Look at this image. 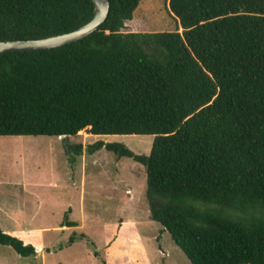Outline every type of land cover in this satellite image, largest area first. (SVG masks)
<instances>
[{
  "label": "trees",
  "instance_id": "16d2710c",
  "mask_svg": "<svg viewBox=\"0 0 264 264\" xmlns=\"http://www.w3.org/2000/svg\"><path fill=\"white\" fill-rule=\"evenodd\" d=\"M108 1L83 40L0 54V137L152 136L149 156L89 149L145 168L150 219L190 264H264V0H169L182 34L122 33L142 0ZM93 14L90 0H0V42ZM0 245L35 255L1 229Z\"/></svg>",
  "mask_w": 264,
  "mask_h": 264
},
{
  "label": "rangeland",
  "instance_id": "374dc122",
  "mask_svg": "<svg viewBox=\"0 0 264 264\" xmlns=\"http://www.w3.org/2000/svg\"><path fill=\"white\" fill-rule=\"evenodd\" d=\"M168 6L169 0H142L132 22H126L121 32L160 33L178 29L182 34ZM153 140L152 136H92L87 131L66 140L0 137V229L19 236L34 250L41 251V240L52 250L51 255L45 252L47 257L43 261L41 253L25 258L0 245V264H122V260L113 258L106 261L105 241L96 232L99 226H111L108 233L115 234L120 223L134 226L131 232L142 240L147 254L154 258L153 264H190L170 234L150 219L145 168L105 149H89L97 142L116 143L136 155L149 156ZM79 145L82 150L77 155L74 147ZM134 172L142 176L138 177L137 199L131 201L125 190L127 179ZM21 182L28 188L15 189L13 185ZM117 191L119 195L108 197L110 192ZM70 221L83 222L85 229L69 234L58 229ZM43 228L50 230L41 231ZM72 237L74 244L70 242Z\"/></svg>",
  "mask_w": 264,
  "mask_h": 264
},
{
  "label": "crops",
  "instance_id": "0c3cea01",
  "mask_svg": "<svg viewBox=\"0 0 264 264\" xmlns=\"http://www.w3.org/2000/svg\"><path fill=\"white\" fill-rule=\"evenodd\" d=\"M132 20L129 22H132ZM126 24L127 23H125V26ZM139 176H142V174H140L139 172H134V174L131 175V178L127 179L128 181L126 183L127 187H126L125 193L126 195L130 196L129 199L131 201H135L137 199V191L139 189V182H138ZM13 186L15 189H19L20 187H24V186L26 189L28 188V185L24 182H21L20 185L14 184ZM110 186H111V190L115 189L114 184H111ZM145 192H146V189H145ZM117 195H119L118 191L114 193L110 192V195L108 194V197L113 198V196H117ZM120 224H121L120 226H117L115 234L108 233L109 228L111 226H99L100 228L96 229V232L99 238L105 241L104 250H105V253L108 255V257H106V261L109 262V258L110 259L113 258L115 260H120V261L122 260L121 261L122 264H153L154 258L151 255L147 254L146 247L143 246L142 240H139V237L137 234L131 232V227L133 228L134 226H122V223ZM58 229L61 232L63 230L65 231L64 233L69 234L70 232L83 231L85 229V226L83 225V222L77 223V221H70L64 226H60V228ZM48 230L50 229L49 228L41 229V231H48ZM16 238L20 239L23 242V240L19 236H16ZM40 246H41L40 247L41 251L39 252L38 250L35 249V255L37 256L41 253V259L45 261L47 254L51 255L52 253V250L50 249L51 246H46L43 240H41ZM94 248L96 249L95 246ZM45 252H48V253L45 254ZM125 259L127 260L125 261Z\"/></svg>",
  "mask_w": 264,
  "mask_h": 264
},
{
  "label": "water",
  "instance_id": "95a60500",
  "mask_svg": "<svg viewBox=\"0 0 264 264\" xmlns=\"http://www.w3.org/2000/svg\"><path fill=\"white\" fill-rule=\"evenodd\" d=\"M94 5L92 19L78 29L63 35L41 40L0 42V54L6 52L41 51L59 48L85 39L97 32L107 19L109 13L108 0H90ZM64 139L63 137H61ZM66 140V139H65Z\"/></svg>",
  "mask_w": 264,
  "mask_h": 264
}]
</instances>
